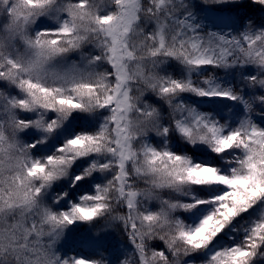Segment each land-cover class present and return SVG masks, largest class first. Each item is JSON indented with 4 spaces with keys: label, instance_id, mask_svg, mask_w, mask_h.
<instances>
[{
    "label": "snow or ice",
    "instance_id": "6c2138e0",
    "mask_svg": "<svg viewBox=\"0 0 264 264\" xmlns=\"http://www.w3.org/2000/svg\"><path fill=\"white\" fill-rule=\"evenodd\" d=\"M195 261L264 264V0H0V264Z\"/></svg>",
    "mask_w": 264,
    "mask_h": 264
},
{
    "label": "trees",
    "instance_id": "16d2710c",
    "mask_svg": "<svg viewBox=\"0 0 264 264\" xmlns=\"http://www.w3.org/2000/svg\"><path fill=\"white\" fill-rule=\"evenodd\" d=\"M115 237H116L117 239L120 238V234H119V232H116V233H115ZM162 243H163V242H161V241H155V242H154V245H156V244H162ZM157 250H159V248H158ZM194 264H200V262H199V261H195Z\"/></svg>",
    "mask_w": 264,
    "mask_h": 264
}]
</instances>
